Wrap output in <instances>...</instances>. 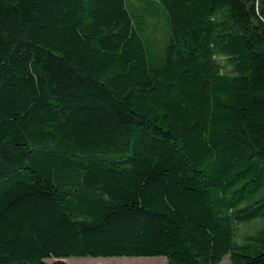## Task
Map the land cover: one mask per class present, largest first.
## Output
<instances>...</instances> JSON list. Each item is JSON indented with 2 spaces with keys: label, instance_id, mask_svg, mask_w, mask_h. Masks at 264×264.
Instances as JSON below:
<instances>
[{
  "label": "trees",
  "instance_id": "obj_1",
  "mask_svg": "<svg viewBox=\"0 0 264 264\" xmlns=\"http://www.w3.org/2000/svg\"><path fill=\"white\" fill-rule=\"evenodd\" d=\"M227 254L264 264V0H0V264Z\"/></svg>",
  "mask_w": 264,
  "mask_h": 264
},
{
  "label": "rangeland",
  "instance_id": "obj_2",
  "mask_svg": "<svg viewBox=\"0 0 264 264\" xmlns=\"http://www.w3.org/2000/svg\"><path fill=\"white\" fill-rule=\"evenodd\" d=\"M134 4L138 6L137 2L134 1ZM143 8V7H141ZM164 18L163 16L161 17ZM163 19V24H164ZM146 21L149 23L150 28L153 30V34L157 38H161L162 30L164 29L161 20H157L156 18H147ZM162 24V25H161ZM220 63L227 70L229 67L223 56H219ZM261 223L259 221H255L251 224H238L236 227L237 235L236 239L238 242H242L245 235L248 233H253L254 230ZM69 264H165L167 261L166 256L158 255V256H113V257H76L72 256L64 259ZM53 261V259L48 260ZM219 264H232L231 257L229 254L225 255L222 261Z\"/></svg>",
  "mask_w": 264,
  "mask_h": 264
}]
</instances>
